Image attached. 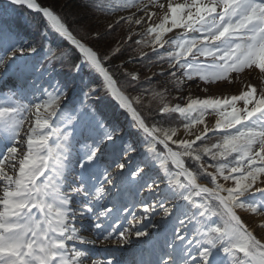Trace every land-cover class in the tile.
I'll return each instance as SVG.
<instances>
[{"label": "snow or ice", "instance_id": "snow-or-ice-1", "mask_svg": "<svg viewBox=\"0 0 264 264\" xmlns=\"http://www.w3.org/2000/svg\"><path fill=\"white\" fill-rule=\"evenodd\" d=\"M11 5L38 14L28 23L40 46L0 11V264H264V241L239 214L264 230V0H87L127 13L108 29L126 24L137 60L160 66L143 82L123 73L135 96L105 66L119 46L101 57L84 42L99 32L38 0ZM85 67L131 116L127 132L88 102L96 85L81 80L76 94ZM157 75L184 103L151 86ZM193 83L203 97L184 94ZM221 83L239 87L208 94ZM133 236L144 238L138 257L93 259L98 241Z\"/></svg>", "mask_w": 264, "mask_h": 264}, {"label": "trees", "instance_id": "trees-1", "mask_svg": "<svg viewBox=\"0 0 264 264\" xmlns=\"http://www.w3.org/2000/svg\"><path fill=\"white\" fill-rule=\"evenodd\" d=\"M42 6L51 7L58 13L64 15L69 25L74 29H78L81 24L86 25L88 27L89 32H99L100 38L99 39H90L85 40L84 42L92 47L95 51H97L101 57L107 55L109 51L117 46L120 47V54L113 57L109 61L106 62L105 66L109 68V70L113 73L114 78L118 81L119 86L124 88L127 93L131 96H134L140 91V88L133 90L132 88L126 87L127 77L123 75L125 72L121 67H117L121 61L130 59L136 63L137 66L143 67V71H148L146 65L148 62L146 60H137V52L134 51L137 46L135 41L140 39V37L132 36V39H128V33L125 32L122 28H119V25L112 30H109L108 27L99 26L95 22V18H102L107 17L109 15H105L100 12H94L87 7H83L82 5L87 3V0H38ZM69 4V6H67ZM5 8L8 9L11 18L14 20L15 24L18 26L20 35L22 38V42H27L39 48L40 46V39L39 33L35 30L33 26H31L28 22L31 21L33 18L37 17V13L27 9L26 6L23 5H11V2L8 0H0V11H3ZM76 20L77 23L73 24L72 21ZM76 34L78 36H82L83 32L77 31ZM52 43H59L55 36L51 37ZM66 44V42H65ZM111 44V45H110ZM37 55V54H36ZM79 56L78 52L76 53ZM38 60L40 63H44L43 55H37ZM55 70L57 73H61L62 75H67L71 72V69L68 64H56ZM98 76L94 78L91 77L86 78L84 75H77L75 76V84L76 90L79 93L81 85V80H87L94 83H97ZM144 74H140V81L143 82L145 80ZM92 84V82H91ZM152 87L160 89L164 88L165 86L161 85V82L157 79L153 78ZM141 87H148L147 84L141 83ZM169 101L172 102L171 96L168 97ZM83 99V98H82ZM92 103L93 106L98 110L100 114L105 118V113L112 116L115 115L116 118H120L122 116L127 117V113L120 109L114 99L110 95H100L95 96L92 101H88ZM139 110L143 111L141 106H137ZM114 124L120 125V122L117 120H113ZM150 122V121H149Z\"/></svg>", "mask_w": 264, "mask_h": 264}, {"label": "rangeland", "instance_id": "rangeland-1", "mask_svg": "<svg viewBox=\"0 0 264 264\" xmlns=\"http://www.w3.org/2000/svg\"><path fill=\"white\" fill-rule=\"evenodd\" d=\"M9 2H11L10 0H8ZM67 6H69V4H67ZM127 13H117V14H115V15H109V16H107V17H102V18H95V22L99 25V26H102V27H108V25L109 24H111V23H113L114 22V20L118 17V16H120V15H126ZM118 25H114V28H116ZM119 28L121 29H123L125 32H127L128 33V35H129V28H128V26L126 25V24H123V23H121V24H119ZM132 30H134V31H141L142 29L139 27V26H135V25H133L132 26ZM134 37H137L136 35H133ZM139 37V36H138ZM111 45V44H110ZM144 51H149V49H144ZM79 54V53H78ZM28 57L29 58H35V59H37L38 60V56L36 55V54H34V53H29L28 54ZM121 64H123V67H121V69H123L124 71H127V72H133V71H136V72H139V74H144V76L145 77H151L152 76V74H153V72H159L160 71V66H154V67H147L148 68V71H143V67H139V66H137L136 65V63L134 62V61H132V60H130V59H127V60H124V61H121L120 63H119V65H121ZM166 67V66H165ZM81 75H84L86 78H91V77H95V76H98V78H97V83H94V81H92V79H91V82H92V84H94V85H96L98 88H100V84H101V80H102V78H100L99 77V75L97 74V73H95V72H93V71H91L89 68H87V67H85L84 69H83V71L80 73ZM154 79H157V80H159L160 82H161V85H163V86H165V87H167L168 89H169V96H171V98L172 97H174V96H177L178 94L175 92V91H172L171 89H172V85H170V84H168V85H166L165 84V80H166V77H164V76H159V75H157ZM251 80H256V79H254V78H252ZM229 85H227L226 83H221V84H219V85H216V86H210V90H209V93L208 94H223V92L224 91H220L221 89H218V87L220 88V87H223L222 89H224V88H226V87H228ZM237 86H239V85H237ZM189 92H191V94L193 95V96H199L200 95V90L197 88V85L196 84H190V85H186L185 86V88H184V94L185 95H187ZM76 94L78 95L79 93H78V91L76 90ZM103 94H105V95H107L106 94V92H105V90L103 89V88H100V90H99V92L97 93V95L96 96H100V95H103ZM135 95H137V94H135ZM134 95V96H135ZM205 95V94H204ZM203 95V96H204ZM83 97H81V99H82ZM115 101V100H114ZM116 102V101H115ZM177 102H180V103H184V101H177V100H175V99H172V102L171 103H173V104H175V103H177ZM116 104H117V102H116ZM117 106L119 107V105L117 104ZM120 108V107H119ZM121 109V108H120ZM123 110V109H122ZM125 111V110H124ZM126 112V111H125ZM127 113V112H126ZM105 120H106V122L107 123H109V124H113V120H117V122H120L119 124V127L121 128V129H123L125 132H127L128 131V127H129V124H130V121H131V116L127 113V117H124V116H122V117H120L119 119L118 118H116L115 117V115H112V116H110V115H108L107 113H105ZM151 122V121H150ZM131 139H135V136H132L131 137ZM142 147V146H141ZM173 147H175V146H173ZM200 182L201 183H205V181L204 180H200ZM134 210H136V209H134ZM88 232H90V231H88ZM88 232H86V233H88ZM86 233H83V234H86ZM92 233V232H91ZM89 234V233H88ZM132 244H133V242L131 243V244H128V245H126V246H128L129 247V249H132ZM120 247H124V246H119V248ZM125 248V247H124ZM95 251V249H93V259L94 258H96V257H100L101 259H105L107 256H108V253H106V252H94ZM128 251H131V250H128ZM114 254V253H113Z\"/></svg>", "mask_w": 264, "mask_h": 264}, {"label": "bare ground", "instance_id": "bare-ground-1", "mask_svg": "<svg viewBox=\"0 0 264 264\" xmlns=\"http://www.w3.org/2000/svg\"><path fill=\"white\" fill-rule=\"evenodd\" d=\"M251 82L253 84L258 83L257 80H251ZM239 86H228L224 89H222L223 87H218V89H221L220 91H224L223 94H232L235 93L237 91ZM205 93L200 91V97H203ZM201 183V182H200ZM243 219V221L249 226L250 229L253 230L254 234L257 236L258 239H262V241H264V230H261L257 227V224L259 223V218L255 217L252 214L249 213H244V212H240L239 213ZM158 219V217L156 218ZM86 233V232H84ZM89 233V234H88ZM86 234H83L85 236H92L93 233L88 232ZM144 238H140V240H137V238H135L134 236L132 237V249H129L128 246H126L125 244L121 243L120 245H117L115 240H113L112 242L108 243V242H103V241H98L97 244L95 245V251L94 252H106L108 253V256L105 259H101L100 257H96L94 259L97 260H107L109 258V253H114V255L120 259L123 260H128L130 261L132 259V257L134 255H136L137 257L139 256V250L142 246V241ZM119 246H124L123 248ZM91 247V246H90ZM131 250V251H128Z\"/></svg>", "mask_w": 264, "mask_h": 264}, {"label": "water", "instance_id": "water-1", "mask_svg": "<svg viewBox=\"0 0 264 264\" xmlns=\"http://www.w3.org/2000/svg\"><path fill=\"white\" fill-rule=\"evenodd\" d=\"M11 1V0H10Z\"/></svg>", "mask_w": 264, "mask_h": 264}]
</instances>
